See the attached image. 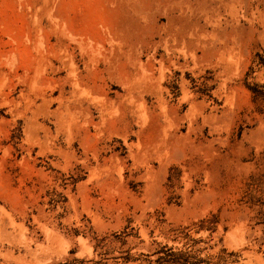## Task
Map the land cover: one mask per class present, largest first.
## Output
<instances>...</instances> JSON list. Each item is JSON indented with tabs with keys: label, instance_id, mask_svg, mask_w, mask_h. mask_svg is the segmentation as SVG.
<instances>
[{
	"label": "rangeland",
	"instance_id": "rangeland-1",
	"mask_svg": "<svg viewBox=\"0 0 264 264\" xmlns=\"http://www.w3.org/2000/svg\"><path fill=\"white\" fill-rule=\"evenodd\" d=\"M0 264H264V0H0Z\"/></svg>",
	"mask_w": 264,
	"mask_h": 264
},
{
	"label": "bare ground",
	"instance_id": "bare-ground-1",
	"mask_svg": "<svg viewBox=\"0 0 264 264\" xmlns=\"http://www.w3.org/2000/svg\"><path fill=\"white\" fill-rule=\"evenodd\" d=\"M173 2V1H172Z\"/></svg>",
	"mask_w": 264,
	"mask_h": 264
}]
</instances>
